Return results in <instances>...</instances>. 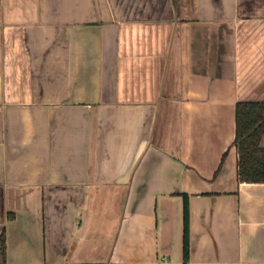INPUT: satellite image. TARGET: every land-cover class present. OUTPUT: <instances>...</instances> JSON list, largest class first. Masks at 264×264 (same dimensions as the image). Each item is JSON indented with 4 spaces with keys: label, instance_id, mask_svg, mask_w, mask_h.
<instances>
[{
    "label": "crops",
    "instance_id": "0c3cea01",
    "mask_svg": "<svg viewBox=\"0 0 264 264\" xmlns=\"http://www.w3.org/2000/svg\"><path fill=\"white\" fill-rule=\"evenodd\" d=\"M244 101L264 0H0V264H264Z\"/></svg>",
    "mask_w": 264,
    "mask_h": 264
},
{
    "label": "trees",
    "instance_id": "16d2710c",
    "mask_svg": "<svg viewBox=\"0 0 264 264\" xmlns=\"http://www.w3.org/2000/svg\"><path fill=\"white\" fill-rule=\"evenodd\" d=\"M235 146L238 154V179L241 182L264 183V102H238L236 107ZM184 205V257L189 258V206Z\"/></svg>",
    "mask_w": 264,
    "mask_h": 264
}]
</instances>
